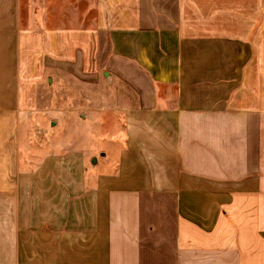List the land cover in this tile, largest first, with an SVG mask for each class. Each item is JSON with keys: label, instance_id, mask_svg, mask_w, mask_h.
<instances>
[{"label": "crops", "instance_id": "crops-1", "mask_svg": "<svg viewBox=\"0 0 264 264\" xmlns=\"http://www.w3.org/2000/svg\"><path fill=\"white\" fill-rule=\"evenodd\" d=\"M68 71L118 87L107 169L35 113ZM0 264H264V0H0Z\"/></svg>", "mask_w": 264, "mask_h": 264}, {"label": "rangeland", "instance_id": "rangeland-1", "mask_svg": "<svg viewBox=\"0 0 264 264\" xmlns=\"http://www.w3.org/2000/svg\"><path fill=\"white\" fill-rule=\"evenodd\" d=\"M49 75H44L38 87L41 93L39 103L35 105V113L38 111L40 114L42 108H47L55 117V123L50 127L52 132L47 137L58 142L69 138L70 144L67 146H70L76 131L77 143L82 139V145L77 151L87 161V167L91 169L97 165V162H90V157L96 156L102 159L94 169H107L102 164L103 159L117 158L125 142V120L120 109L121 95L118 94V87L107 83L102 77L86 73L70 75L68 71L65 74ZM33 138L37 149L43 147L39 130L35 129ZM66 148L55 154L57 156L54 159L69 161L71 166L75 164L76 167H67V170L77 172L79 158ZM114 167L115 162L110 164V170Z\"/></svg>", "mask_w": 264, "mask_h": 264}]
</instances>
